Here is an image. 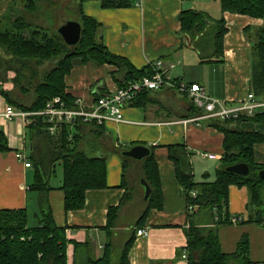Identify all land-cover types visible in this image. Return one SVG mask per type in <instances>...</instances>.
Listing matches in <instances>:
<instances>
[{
  "label": "trees",
  "instance_id": "obj_1",
  "mask_svg": "<svg viewBox=\"0 0 264 264\" xmlns=\"http://www.w3.org/2000/svg\"><path fill=\"white\" fill-rule=\"evenodd\" d=\"M25 1L26 5L24 3L21 13L12 14L10 6L7 14L0 19V93L10 104L28 112L40 111L49 100L61 96L70 107H76L75 98L66 90L65 77L78 64L92 62L115 65L117 69L113 76L120 87L152 72L148 69H136L127 58L112 53L104 45L101 33L103 24L84 13L85 0H74L78 13L76 20L82 25L81 40L74 47L68 46L57 31L51 34L42 33V26L28 20L32 13L38 11V2L45 3L47 9L53 8L51 2ZM100 1L103 7L110 8L130 7L135 0ZM221 6L223 12L264 19V0H221ZM9 13L12 15L9 16ZM67 18L62 19L58 26ZM180 20L183 37L190 38L202 61H213L218 56V50L223 52L224 36L228 32L224 17L215 19L207 12L185 8L180 13ZM250 29L251 27L248 28V37L252 42L253 59L256 54L259 55L258 64L254 65L253 61L251 89L261 98L264 96V25L252 31L254 36H251ZM26 30L30 32L29 36L25 35ZM46 64L52 65L44 71L42 69ZM10 72L14 74L11 78ZM7 81L13 83L10 90L3 87V83ZM154 92L147 90L140 93L131 104H148V101H152L150 95ZM183 98L187 102L188 112L184 118H193L204 113L188 95L184 94ZM29 119V160L35 171V179L30 188L39 193L38 223L29 225L26 208L0 209V264H132L130 251L136 234L131 232L119 244L114 241V227L121 205L109 209L108 221L104 227L107 241L103 254L98 257L90 240L77 241L69 238L66 227L56 224L49 193L53 189L51 178L56 175L57 166H62L63 182L60 188L65 193L66 211L84 208L86 191L107 187L108 157L145 143L130 142L116 146L105 137L103 126L96 123H91L93 127L90 129L86 126L88 123L83 122L74 126L64 124L59 133L51 134L43 116L32 114ZM208 123L224 133V154L220 159L215 180L196 181L191 156L185 145L167 146L169 156L176 166L177 179L185 190L188 206L198 205L197 211L204 212L211 218L210 222L199 224L193 222L194 215H190L187 246L189 264H258L249 259L247 236L238 243L235 252L227 253L221 247L215 226L231 223L232 214L228 208L231 185L248 188V221L261 225L263 223L264 178L260 177L259 172L264 169V164L256 163L254 145L264 143V111L253 116L241 115L231 119L208 118ZM8 149L7 138L0 131V152ZM151 149V155L138 162L139 175L150 184L152 192L147 202L140 197V201H137V205L143 209L136 228L146 219L150 209H160L163 206L154 146ZM130 159L123 158L124 176L129 165L133 164ZM241 162L250 166L249 174L239 175L227 171L228 166ZM192 192L196 193L195 196ZM133 199V190L129 192L127 188L123 202ZM70 244L73 245L71 262L68 257Z\"/></svg>",
  "mask_w": 264,
  "mask_h": 264
},
{
  "label": "crops",
  "instance_id": "obj_2",
  "mask_svg": "<svg viewBox=\"0 0 264 264\" xmlns=\"http://www.w3.org/2000/svg\"><path fill=\"white\" fill-rule=\"evenodd\" d=\"M185 8L184 0H135L130 7L110 8L103 7L100 0L83 2L84 13L103 24L101 33L104 45L112 53L127 58L136 69L151 71L150 64L157 59H164L166 64L176 61L178 65L169 71L171 78L201 84L216 99L234 103L244 100L249 92H254L251 89L253 50L248 28L262 25L264 19L223 12L228 28L224 36L223 52L218 50V56L213 61H202L191 40V45H188L187 37H183L181 32L180 13ZM116 69L115 65L109 63L75 65L65 77L66 90L75 100L91 106L99 96L120 87L113 76ZM13 76V72H10L9 77ZM3 87L10 90L13 83L4 82ZM150 96L152 101L143 106L131 103L126 105L125 119L122 122L108 120L104 125H99L103 126L105 137L116 146L130 142L154 146L163 206L160 209H150L146 219L138 227L148 229V234L138 236L136 233L142 207L133 214V219H125L127 211L136 210L134 206L140 201L141 193L138 190L134 193L133 200L123 202L127 183L123 161L118 152L110 155L107 160V187L86 191L84 208L66 211L65 193L60 188L63 169L58 180L54 181L55 176L51 178L53 189L49 193V201L56 224L66 227L69 238L77 241L90 240L98 257L103 254L107 241L104 227L108 221L109 209L121 205L114 227V241L119 244L131 232L136 234L130 251L132 264H189L188 257L183 258V254H188L190 215L193 214L192 221L199 224L208 223L211 218L188 206L185 190L177 179L176 166L169 156L167 146L185 145L191 156L194 179L213 181L224 154V133L209 125L207 118L192 121V118L177 117L187 108L184 94L165 88ZM9 104L0 93V131L4 132L9 147L8 151L0 152V209L26 208L29 225L34 226L38 223L39 211V193L30 188L35 179V171L33 166L26 167L24 161L17 156L19 152H23L29 159L31 141L28 123L20 116L6 117ZM86 126L88 129L93 127L91 123ZM203 153H210L212 156H203ZM254 158L256 163L264 164V143L254 145ZM132 161L133 164L140 162L134 159ZM248 201L249 191L246 186L231 185L229 212L244 219L237 224L223 223L215 228L224 252H235L238 243L247 236L249 259L264 264V227L257 222L248 221ZM68 254L71 262L72 244L68 247Z\"/></svg>",
  "mask_w": 264,
  "mask_h": 264
},
{
  "label": "built area",
  "instance_id": "obj_3",
  "mask_svg": "<svg viewBox=\"0 0 264 264\" xmlns=\"http://www.w3.org/2000/svg\"><path fill=\"white\" fill-rule=\"evenodd\" d=\"M178 65V62L171 61L166 64L164 59H157L150 64L151 73L144 75L142 78L130 82L128 85L118 87L113 92L105 93L96 99L95 104L87 106L80 100H75L76 107H70L66 100L61 96H56L47 102L46 107L40 111H24L16 109L9 104L5 116L12 118L14 116L23 117L29 124V116L32 114L41 115L47 123V130L51 134H57L64 124L74 126L77 123H96L104 125L108 120L122 122L125 119L124 108L130 104L140 93L151 90L158 91L162 89H173L182 94L188 95L194 102L195 106L203 110V114L193 117L191 120L196 121L202 118H220L231 119L238 118L241 115L253 116L258 110L264 111V96L258 97L254 92H249L248 96L237 103L227 100H220L208 94L206 88L198 83L190 84L183 80L173 79L169 76L171 68ZM72 134L70 138H72ZM203 156L211 157L210 153H203ZM18 158L24 161L26 167H30V160L26 158L23 152L17 154ZM195 196V192H192ZM198 205H190V208L198 209ZM239 215H231L230 222L237 224L243 221ZM262 226L264 227V217ZM138 236H146L148 229L138 228ZM187 253L183 258H187Z\"/></svg>",
  "mask_w": 264,
  "mask_h": 264
},
{
  "label": "rangeland",
  "instance_id": "obj_4",
  "mask_svg": "<svg viewBox=\"0 0 264 264\" xmlns=\"http://www.w3.org/2000/svg\"><path fill=\"white\" fill-rule=\"evenodd\" d=\"M47 2H51V5L53 8L47 9L45 3L38 2V8H39L38 11L35 13H32V16L28 18V20L35 23V25H38V26L40 25L44 28V30H42L43 31L42 33L51 34L54 31H57L58 24L64 18L68 17L67 20L77 19L78 13L76 12V9H75L76 6H75L74 0H47ZM24 3L26 5L25 0H0V19L7 14L10 6H11L10 10L13 11V12L11 11L12 14L21 13L22 9L24 8ZM184 5L186 6V8H191V9H195L198 11L207 12L212 17H215V19L217 18L220 19L221 17H223L221 0H184ZM11 13H9V16L12 15ZM263 25L264 23L262 25L252 26L249 32L255 31L257 30V28ZM24 33L27 36L30 35V32L28 30H26ZM254 35H255L254 32H252L251 36H254ZM253 61H254V65L258 64V61H259L258 54L255 55V59H253ZM51 65L52 64H46L42 70L45 71ZM18 95L20 97H23V95H21L20 93H18ZM26 100L28 99L26 98ZM259 112L260 110H258L256 114ZM187 113L188 112L186 111L182 112L177 117L183 118L185 117ZM117 154L120 156V158L123 161V158L125 156H123L121 153H117ZM137 164L138 163L129 165V169L126 171V183H127L126 187L128 188L129 192L133 190V192L135 193V192H138V190H140V193H141L140 198H142L144 202H147V200L144 199V196H142L144 187L141 184L142 177H140L139 175V164L138 165ZM61 171H62V168L57 166V173L55 175L56 178L54 179V181H56V179L58 180V178L61 175ZM134 207H136V210L133 209L132 211H127L128 215H126L125 219H128L129 217L130 219H133V214L139 209L138 205H135ZM38 214H39V211H38ZM119 246L120 245H118V247Z\"/></svg>",
  "mask_w": 264,
  "mask_h": 264
},
{
  "label": "water",
  "instance_id": "obj_5",
  "mask_svg": "<svg viewBox=\"0 0 264 264\" xmlns=\"http://www.w3.org/2000/svg\"><path fill=\"white\" fill-rule=\"evenodd\" d=\"M57 32L68 46L74 47L81 40L82 25L78 20L68 19L57 27ZM187 42L188 45H191L189 37H187ZM151 153V147L145 144H137L128 149L122 150L121 152L123 156L138 161H143L145 158L149 157ZM226 169L228 172L239 175H247L250 172V166L245 162L230 165ZM259 175L261 178H264V169L259 172ZM141 184L144 187V199L148 200L151 195L152 188L144 178H141Z\"/></svg>",
  "mask_w": 264,
  "mask_h": 264
}]
</instances>
